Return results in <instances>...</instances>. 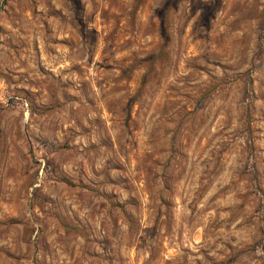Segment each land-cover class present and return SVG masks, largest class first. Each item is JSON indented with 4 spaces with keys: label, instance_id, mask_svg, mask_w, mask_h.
Wrapping results in <instances>:
<instances>
[{
    "label": "rangeland",
    "instance_id": "374dc122",
    "mask_svg": "<svg viewBox=\"0 0 264 264\" xmlns=\"http://www.w3.org/2000/svg\"><path fill=\"white\" fill-rule=\"evenodd\" d=\"M0 264H264V0H0Z\"/></svg>",
    "mask_w": 264,
    "mask_h": 264
}]
</instances>
